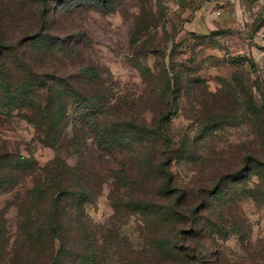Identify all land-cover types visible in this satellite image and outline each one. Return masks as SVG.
Listing matches in <instances>:
<instances>
[{"label": "rangeland", "instance_id": "obj_1", "mask_svg": "<svg viewBox=\"0 0 264 264\" xmlns=\"http://www.w3.org/2000/svg\"><path fill=\"white\" fill-rule=\"evenodd\" d=\"M48 4L51 11L45 34L63 47L40 53V47L29 43L4 56L80 57L79 63L98 69L105 82L111 94V119L120 116L114 113L116 108L128 118L157 119L161 99L156 94L163 88L165 73L181 74L179 88L174 87L175 102L164 120L165 133L173 138V149L175 143L179 147L182 141L201 140L202 149L195 150L191 161L178 157L170 166L175 186L188 194L189 223L177 225L176 248L168 256L153 245L160 234L157 225L144 222L137 213L116 211L123 193L138 198L144 185L117 190L109 178L96 188L83 210L96 231L103 264H264V201L247 193L259 177L248 168L234 169L241 154L258 148L257 135L247 123L251 117L229 116L222 98V84L241 76L264 103V0H49ZM36 10L37 0H0V30L9 39L24 40L27 31L36 28ZM212 31L225 33L212 36ZM81 112L72 108L69 114ZM220 114L228 117L212 133L211 117ZM0 145L33 156L40 166L55 157L52 148L36 141L31 125L6 111H0ZM69 152L63 150V155L73 166L77 159ZM122 158L106 155L99 159L88 153L86 175L99 183L97 176L90 175L108 174ZM223 184L219 191L223 200H211L214 213L203 214L206 221L211 216L215 225L207 232L203 219L196 221L188 212ZM238 190L243 195L235 198ZM12 197V193L1 195L0 209ZM15 215L14 207L6 215L11 233L15 232Z\"/></svg>", "mask_w": 264, "mask_h": 264}, {"label": "trees", "instance_id": "obj_2", "mask_svg": "<svg viewBox=\"0 0 264 264\" xmlns=\"http://www.w3.org/2000/svg\"><path fill=\"white\" fill-rule=\"evenodd\" d=\"M38 1L39 10L33 19L36 28L28 30L24 40L9 39L0 30V111L15 113L31 125L36 141L52 148L55 157L40 166L33 156L25 157L0 145V196L13 194L0 209V264H103V258L98 257L96 231L83 209L94 197L96 188L109 178L114 179L117 190L121 187L134 190L139 184L146 187L138 198L126 197V192L123 193L116 211L137 213L144 222L157 225L160 234L153 245L164 256L170 255L176 248L177 225L189 223L186 221L188 194L175 186L170 166L178 157L191 161L197 155L195 150L202 149L198 138L192 144L182 141L179 147L175 143L176 149H173V138L165 133L164 120L175 102L174 87L179 88L181 74L165 73L162 90L154 92L161 99L157 119L146 122L128 118L119 108L114 113L120 112V116L108 118L112 112L111 94L100 79L98 69L83 66L79 63L80 57L4 56L27 48L29 43L40 47V53L63 47L60 41L45 34L51 11L47 5L49 0ZM151 75L149 71L148 77ZM189 82L193 84L195 80ZM222 87V98L230 109L228 115L250 116L247 123L257 135L258 148L241 154L234 169L248 168L259 177L254 189L245 191L252 199L259 195L264 201V103L255 98L252 87L241 76H235ZM72 108L82 112L79 116H70ZM226 117L225 114L211 117L212 133L223 125ZM63 150H69L76 157L73 166L67 163ZM88 153L99 159L106 155L123 158L118 161L119 167L108 174L97 171L90 175L97 176L99 183H93L86 175ZM223 186L213 189L188 214L201 221L205 218L203 214L214 213L211 200L213 203L223 200L219 192ZM241 195L243 190H238L237 195L235 192V198ZM12 207L16 210L14 233L10 232L6 216ZM221 215L223 212L218 218ZM209 218L207 215V221L202 220L207 232L215 227Z\"/></svg>", "mask_w": 264, "mask_h": 264}, {"label": "water", "instance_id": "obj_3", "mask_svg": "<svg viewBox=\"0 0 264 264\" xmlns=\"http://www.w3.org/2000/svg\"><path fill=\"white\" fill-rule=\"evenodd\" d=\"M223 33H225V31H212V32H211V35H212V36H216V35H221V34H223Z\"/></svg>", "mask_w": 264, "mask_h": 264}]
</instances>
